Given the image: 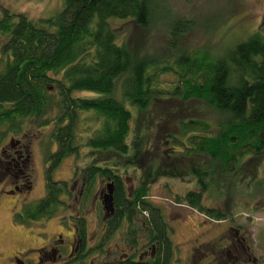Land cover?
<instances>
[{
    "label": "trees",
    "instance_id": "16d2710c",
    "mask_svg": "<svg viewBox=\"0 0 264 264\" xmlns=\"http://www.w3.org/2000/svg\"><path fill=\"white\" fill-rule=\"evenodd\" d=\"M152 1L62 0L58 11L38 19L1 10L2 183L10 178L11 186H31L29 155L21 141L31 126L50 129L43 147L45 193L24 203L15 222L42 219L59 210L62 196H69L70 182L56 180L53 173L64 158L81 157L80 147L89 153L84 166L76 165L73 178H84L85 187L110 179L112 222L124 218L157 239L162 238L166 222L149 195L151 185L161 178L189 177L195 188L176 193L174 202L215 219L226 218L231 207L227 202L225 208L207 206L205 196L219 202L228 193L232 199L235 188L250 200L263 188L257 161L264 153V36L249 35L223 56L189 49L174 59L176 67L168 62L159 65L163 61L150 57L142 60L121 38L125 24L117 25L127 20L149 27ZM187 22H175L170 31L173 38L186 31ZM167 72L176 81L161 87L158 76ZM179 99L199 101L203 112L196 118L174 116L170 128L150 148L154 126L174 114L159 103ZM83 112L97 120L85 136L77 131ZM159 137L165 152L157 153ZM15 144L19 146L12 147ZM19 149L22 167L9 161L15 177L4 164ZM128 167L135 173L131 188L124 180ZM115 227L111 224L107 233ZM166 254L170 255L161 256Z\"/></svg>",
    "mask_w": 264,
    "mask_h": 264
},
{
    "label": "rangeland",
    "instance_id": "374dc122",
    "mask_svg": "<svg viewBox=\"0 0 264 264\" xmlns=\"http://www.w3.org/2000/svg\"><path fill=\"white\" fill-rule=\"evenodd\" d=\"M61 7L62 0H0V14L1 10L6 8L11 12L24 13L32 19L48 17ZM150 19L147 28H141L127 20L120 21L117 26H122L120 23L125 24L123 26L125 31L122 32L121 38L123 37L128 49L135 57L142 60L150 57L163 61L159 65L168 62V64L172 63L170 64L172 67H176L174 59L184 55L189 49L191 52H213L214 55L223 56L225 52L246 40L249 35L259 32L264 36V0H153ZM179 20H187L189 25L186 31L173 38L170 31L175 22ZM174 77L170 72L159 74V86H168L169 82L176 81ZM201 105L197 100L161 101L159 106L171 109L174 114L165 116L161 124L154 126V130L149 134L152 139L148 141V146L154 149L156 139L170 128V122L174 116L181 119L200 116L203 112ZM96 123L97 120L87 112H83L77 131L81 136H85L97 125ZM49 131V128L42 130L31 126L27 131V136H24L21 141L23 151L29 155L28 169L32 180L29 188L23 185L20 190L11 192L14 188L9 182L10 178L4 180L3 183L0 179V255L4 257L16 249H21L22 243L35 237L33 232L27 234V230H33L37 221L30 222L32 224L29 223L28 226H22L15 222L16 213L13 214V212L19 211L23 202L36 201L45 193L43 147L47 144L46 135ZM158 141L157 153L165 152L167 147L163 146L160 137ZM51 148L54 149L55 145L53 144ZM176 148L179 149V147ZM88 153L86 148L80 147L81 157L77 158L72 155L64 158L55 169L54 178L58 181L69 178L76 165L84 166L87 160L85 155ZM257 162L259 163L258 178L264 180V153ZM140 164L142 165L141 162ZM20 179H17V183L21 182ZM184 179L161 178L151 185V195H149V200L161 208L164 219L171 228L170 237L177 249L173 264H190L191 259L186 256H189L191 246L198 242H203L204 247L202 248L210 251L212 244L219 242L222 246L225 243L222 239H233L236 234L243 236L250 246L251 255L249 257L252 259V256H255L257 264H264V186L258 191V195L250 200L242 190L236 191L235 188L231 189L232 199L228 193V196H224L219 202H214L205 196L204 203L207 206L225 208L227 202L228 207H231L230 214L226 218L215 219L186 204L174 202L176 193L195 188L189 182V177ZM124 180L129 188L135 183V173L132 167H128ZM102 186L105 187L104 181ZM62 198L66 200L65 196ZM68 200L71 201L69 202L71 206H67V211L57 210L56 215L54 213L51 216L48 230L59 231L57 218L64 212L78 213L79 206L76 208L72 204L75 201L71 198ZM92 216L93 212L86 213L87 218L90 219ZM196 237L199 238L198 241H193ZM203 264L208 263L204 261ZM247 264L252 263L248 260Z\"/></svg>",
    "mask_w": 264,
    "mask_h": 264
},
{
    "label": "flooded vegetation",
    "instance_id": "af4514ba",
    "mask_svg": "<svg viewBox=\"0 0 264 264\" xmlns=\"http://www.w3.org/2000/svg\"><path fill=\"white\" fill-rule=\"evenodd\" d=\"M18 146L17 144L12 145V147ZM19 151L20 149L15 152ZM16 157L5 161L4 164L6 171H10L12 175L15 173L14 170H10L12 163L9 161L14 162L13 167L21 164L18 160L21 154L18 153ZM74 174L73 171V174L65 179L66 182H70L67 187L69 196L65 197L66 200L59 206V211L68 210L67 206H71L69 203L71 201L68 199L71 198L75 201L72 204L76 208L79 206L78 213L64 212L58 217L59 231L47 229L51 216L20 222V225L28 226L30 222L37 221L33 230H27V234L33 232L35 237L22 243L21 249L14 250L10 255L6 257L0 255V264H173L177 249L173 245L170 237L171 228L166 220L161 239L150 235L143 221L142 226L147 230L145 232L138 230L139 228H133L124 218L119 223L112 222L115 207L112 214H108L103 208L102 195L105 192V187L102 186L103 181L98 179L94 187H85L82 186L85 179L82 177L74 179ZM14 176L18 177L17 174ZM110 181L107 179L105 186ZM13 188L11 192L20 190L18 185H14ZM87 191L93 193L89 196ZM88 203L90 204L86 208ZM21 209L22 206L13 214L20 213ZM88 211L93 212L90 218L93 223L86 217ZM113 223L116 227L112 233H107ZM236 232L238 233L237 230ZM196 238L193 241H198L199 238ZM222 240L225 242L222 246L219 242L212 244L210 251L202 248L204 247L203 242H198L191 246L192 250L186 258L191 259L190 264H203L204 261L208 264H247L248 260L252 264H257L255 256H252V259L249 257L251 255L250 246L243 236L236 234L233 239L224 238ZM167 242H169V247L166 246ZM208 242L211 244L210 241ZM164 245L168 248L167 252L163 250ZM161 253H170V255L166 254L163 257Z\"/></svg>",
    "mask_w": 264,
    "mask_h": 264
},
{
    "label": "water",
    "instance_id": "95a60500",
    "mask_svg": "<svg viewBox=\"0 0 264 264\" xmlns=\"http://www.w3.org/2000/svg\"><path fill=\"white\" fill-rule=\"evenodd\" d=\"M113 190L114 185L113 182L110 181L106 184L105 192L102 195L103 208L108 214H112L114 212Z\"/></svg>",
    "mask_w": 264,
    "mask_h": 264
}]
</instances>
